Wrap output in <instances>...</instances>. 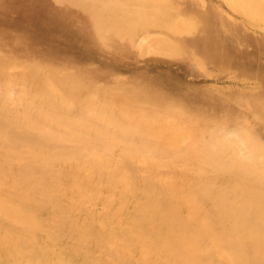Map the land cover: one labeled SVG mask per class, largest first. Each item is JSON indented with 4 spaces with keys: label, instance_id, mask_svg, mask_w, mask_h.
<instances>
[{
    "label": "bare ground",
    "instance_id": "bare-ground-1",
    "mask_svg": "<svg viewBox=\"0 0 264 264\" xmlns=\"http://www.w3.org/2000/svg\"><path fill=\"white\" fill-rule=\"evenodd\" d=\"M179 4L0 7L13 15L0 16L10 54L29 62L17 71L14 58H0V264H264V141L182 112L178 97L189 110L190 94L205 98L191 69L171 59L199 54L242 81L264 73L246 74L214 8ZM241 10L264 23V0ZM185 12L199 22L181 52L165 35ZM43 57L83 67L53 75ZM155 57L169 61L153 66ZM111 67L130 80L112 78ZM153 68L162 69L156 80L145 77ZM235 102L262 115L264 137V101Z\"/></svg>",
    "mask_w": 264,
    "mask_h": 264
},
{
    "label": "rangeland",
    "instance_id": "rangeland-1",
    "mask_svg": "<svg viewBox=\"0 0 264 264\" xmlns=\"http://www.w3.org/2000/svg\"><path fill=\"white\" fill-rule=\"evenodd\" d=\"M15 1L17 0H0V7L7 6L10 3L15 2ZM24 1L28 2V0H24ZM189 1L195 4L198 8L199 7L200 8L202 7L214 8L215 9L214 18L216 20H220V21L222 20L225 26L232 29V32L234 31L236 41L233 42L232 45L235 46L234 47L235 49L237 48L236 54L239 55L238 59L241 61H244V63H247V62L249 63V66H246L248 67L246 68L248 71L244 67L241 68L244 71L246 70V74L249 75L252 73V75H255V73H264V23L260 21L257 22V19H255L256 17H253V15H252V18H248L241 10V9H247L250 5L251 0H216V1L215 0H196V1L195 0H165V3H167L168 6L172 7L170 10L177 11L179 9L173 8L175 2H179L180 4L178 5V7L182 9L185 6V3ZM192 1H195V2H192ZM234 1H241L239 3L240 10H235L236 8H234L232 5ZM0 16L1 17L4 16L3 18H7L8 21L10 20V18L11 19L13 18L12 13L0 12ZM198 22H199V19L197 17H195L194 15H191L190 13L185 12V14L183 13L182 15L179 16V19H177V22L174 26L175 30H173L175 33L173 34L169 33V34H166L165 36L166 37L168 36L167 38L171 39V41L173 42L175 41L176 44L178 45V49L181 52H183L184 47L179 46V45H182L180 41H182V39L184 38L191 37V35H189V31L193 29L195 26H197ZM227 32L231 33L230 30H227ZM6 35H9V33H5V32L0 33V42L2 41L0 43V58H5V59H10L11 57L14 58V59H10V60H14L13 68H17L16 70L20 71L21 68L18 69L20 65L22 64L27 65L29 62L26 61L27 59L26 57L22 56L20 58V57H17L16 55L15 57H13L10 54L13 48L10 42L8 41L10 37ZM176 36L178 38H176ZM4 45H6L7 47L6 46L4 47ZM35 55H39V54L36 53ZM17 58H20V59H17ZM145 59L146 57L139 56L135 59V61L139 63V65L142 67V65L148 64V63L143 62V60ZM153 59L157 60V61L155 60V62L153 63H150L153 66H158L157 63L164 62V61L166 62L168 60L166 58H161V57L159 58L155 57ZM8 62H12V61H8ZM83 62H84L83 64L88 65L89 60H87V57H86V60ZM171 62H176L182 65L188 66L191 69V73L188 75L187 78L191 80L195 79L198 82L200 81L202 90H200L201 93H199L198 95L199 97L205 98V100L200 99V98L194 99L193 97H195V95L190 94L189 96L192 97V101H194L195 103H191L193 104L192 105L193 109L189 110L190 107L187 106L189 102L187 100L181 101L180 99L181 97H178V101L184 103V107H182V110H181L182 112H185L186 114H188L189 113L188 111H191L193 114L190 116L194 120L203 119L204 117H207V118L210 117L212 120L216 122H220V121L225 122L226 120H229L230 129H235V130L238 128L241 130L244 129V131L249 136L255 139H258L259 141H262V142L264 141V137L261 136L263 129L261 128V125H260V123H262L260 119L262 115L255 113V110L253 109L242 108L241 104H238L235 102V99L237 100L238 99H241V100H244V99L252 100L253 99L254 101H256L257 99H262L264 101V81L257 79L254 76H250L249 80H243V81H249L247 83H243V81L240 79L242 77L238 75H236L233 78H229L225 76L226 73L225 72L223 73L221 71V68L218 65L212 62H208L207 60H205L204 57H202L199 54L190 56L185 61L171 59ZM63 63H59L58 61L56 62L55 58L50 59L49 57H43L38 65H40L42 70L46 68L53 75H68V74H71L72 72H75L77 69H80V67H83L82 64L80 65L76 63H71L69 59ZM195 63L197 64V67ZM199 63H200V66H199ZM18 64H19V67H16L18 66ZM161 70L162 69L160 68H153L149 73L146 74L145 77L156 80L158 79L157 76L159 75ZM104 71H106L107 73L111 72L110 74H112L111 75L112 78H121V81H124L126 79L130 80V78H128L129 76L126 74H119V75L117 73L114 74L112 67L111 69L110 68L105 69ZM134 71L140 72V69H137ZM100 73L102 72L94 71V72H91L90 74L91 76L96 77L100 75ZM116 76H119V77H116ZM184 84L188 85L186 82H184ZM180 118L181 117H179V119ZM208 129L210 128L206 126V127H202L200 130L207 131Z\"/></svg>",
    "mask_w": 264,
    "mask_h": 264
}]
</instances>
